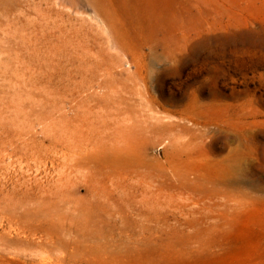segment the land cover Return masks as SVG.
<instances>
[{
	"label": "rangeland",
	"instance_id": "obj_1",
	"mask_svg": "<svg viewBox=\"0 0 264 264\" xmlns=\"http://www.w3.org/2000/svg\"><path fill=\"white\" fill-rule=\"evenodd\" d=\"M0 218V264H264V0H0Z\"/></svg>",
	"mask_w": 264,
	"mask_h": 264
},
{
	"label": "bare ground",
	"instance_id": "obj_2",
	"mask_svg": "<svg viewBox=\"0 0 264 264\" xmlns=\"http://www.w3.org/2000/svg\"><path fill=\"white\" fill-rule=\"evenodd\" d=\"M20 100V99H19ZM25 122V121H24ZM26 126V125H25ZM11 130V129H10ZM15 130V129H14ZM6 131V130H5ZM161 131V130H160ZM7 133V132H6ZM9 133V132H8ZM16 134V133H15ZM175 135V134H174ZM19 136V135H18ZM13 137V136H12ZM20 137V136H19ZM24 137V136H23ZM8 138V137H7ZM25 138V137H24ZM6 139V138H5ZM10 139V138H9ZM8 139V140H9ZM2 140V139H1ZM7 140V139H6ZM10 141V140H9ZM32 144V143H31ZM24 145H25V143H24ZM27 145V144H26ZM30 145V144H29ZM10 148V147H9ZM5 149V148H4ZM18 149V148H17ZM21 151V150H20ZM7 153V152H6ZM8 154V153H7ZM10 155V154H9ZM5 157H6V155H5ZM11 158V157H10ZM39 158V157H38ZM74 160V159H73ZM82 160V159H81ZM81 160H79V161H81ZM38 162V161H37ZM18 163V162H17ZM21 163V162H20ZM35 163V162H34ZM46 164V163H45ZM79 164V163H78ZM62 166V165H61ZM151 166H153V165H151ZM63 167V166H62ZM174 167V166H173ZM71 168V167H70ZM79 168V167H78ZM80 169V168H79ZM150 169V168H149ZM66 170V169H65ZM78 170V169H77ZM154 170H156V169H154ZM71 171V170H70ZM84 171V170H83ZM176 171V170H175ZM186 171H187V169H186ZM68 172V171H67ZM162 171H160V173H161ZM173 172V171H172ZM178 172V171H177ZM64 173H65V171H64ZM70 173V172H69ZM183 174V173H182ZM60 175H61V173H60ZM70 176V175H69ZM154 176H156V175H154ZM67 177V176H66ZM72 177V176H71ZM63 180V179H62ZM67 180V179H66ZM171 180V179H170ZM184 180V179H183ZM69 181V180H68ZM60 182V181H59ZM63 182V181H62ZM67 182V181H66ZM64 183H65V181H64ZM64 185V184H63ZM183 186V185H182ZM59 194V193H58ZM33 198V197H32ZM33 200V199H32ZM27 201H29V200H27ZM25 203V202H24ZM39 203V202H38ZM21 204V203H20ZM34 204V203H33ZM35 204H37V203H35ZM43 205V204H42ZM36 206V205H35ZM67 206H68V204H67ZM39 207V206H38ZM31 208V207H30ZM69 208V207H68ZM67 208V209H68ZM52 209V208H51ZM43 213V212H42ZM49 214V213H48ZM9 218V217H8ZM1 220H2V218H0ZM12 221V220H11ZM11 223V222H10ZM9 223V224H10ZM17 226V225H16ZM19 226V225H18ZM23 229V228H22ZM26 230V229H25ZM20 232V231H19ZM46 233H48V232H46ZM61 233V232H60ZM28 234V233H27ZM50 236V235H49ZM48 236V237H49ZM46 239V238H45Z\"/></svg>",
	"mask_w": 264,
	"mask_h": 264
}]
</instances>
